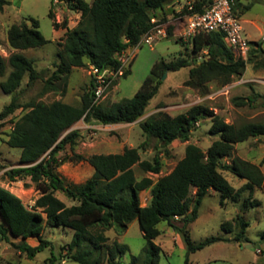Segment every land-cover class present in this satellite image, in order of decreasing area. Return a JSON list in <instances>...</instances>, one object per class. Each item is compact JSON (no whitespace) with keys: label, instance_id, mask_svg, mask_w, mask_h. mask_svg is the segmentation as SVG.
Here are the masks:
<instances>
[{"label":"trees","instance_id":"1","mask_svg":"<svg viewBox=\"0 0 264 264\" xmlns=\"http://www.w3.org/2000/svg\"><path fill=\"white\" fill-rule=\"evenodd\" d=\"M173 1L69 0L70 9L80 13L78 27L74 31L66 30L65 37L58 42L56 69L45 79L42 93L56 89L53 81L66 79L74 67L118 69L121 52L139 43L153 25V16L166 19V13L162 11ZM190 1L193 9L189 11L184 6L182 13H201L213 0ZM233 1V11L238 16L235 7L239 0ZM8 3V0H0V11ZM49 16L52 17L51 11ZM28 20L31 24L21 20L10 24L7 29V42L13 51L6 58L0 54V77H4L0 80V88L4 92H17L25 74L28 75L27 85L40 77V71L32 61L19 51L43 46L47 41L37 28L38 21L33 17ZM57 26L58 23L54 21L53 27L56 29ZM173 29L174 25L170 23L167 36L174 33ZM189 40L192 52L206 50L202 59L178 57L166 61L159 58L130 98L95 103L92 80L90 89L82 93L76 105L60 99L21 103L17 93L12 96L10 102L0 110V125L17 108L24 111L10 119L12 125L6 143L20 148L19 161L26 165L12 167L5 173L11 180L28 177L39 195L29 207L18 195L0 186V241L9 243L30 259L49 247L50 256L43 264H57L58 257L52 250V242L43 238L41 233L45 226H62L73 231L70 241L63 245L66 256L72 260L79 264H120L127 245L117 239L110 240L103 231L113 228L117 234H122L128 223L136 220L147 244L138 255L131 256L130 264H157L161 246L154 239L163 232L158 227L160 222L185 235L188 225L198 217L203 197L210 190L219 191L223 199L237 202L244 191L251 196L256 188L263 185L264 175L260 164L232 154L236 143L264 135V123L227 122L203 103L191 105L175 115L159 110L138 122L145 138H156L162 147H167L176 139L189 141L202 119H209V132L217 136L206 149L188 142L184 155L172 170L156 179L135 175V165L144 173L158 174L162 168V161L156 154L152 160L141 159L139 147L125 146L122 152L93 153L88 157L73 152L81 136L80 131H66L74 123L80 119L88 124L131 123L138 120L148 112V106L157 94L166 71L188 67V77L183 85L205 94L208 83L214 82L222 87L241 76L247 64H251L254 70L264 66L262 40L249 41L245 58L235 55L219 31H200ZM130 64L131 61L120 77L130 72ZM258 98L263 99L264 105V95L257 92L246 99L235 97L233 103L240 106ZM228 157L230 161L223 162ZM81 160H86L93 168L92 175L85 181L69 182L59 175L57 168L62 163ZM222 170L246 182L235 188ZM143 190H149V199L144 205L140 200ZM57 191L74 203L67 205L56 195ZM259 204L257 199L249 201L245 198L240 212L231 220L221 223L223 231L233 233L232 238L211 236L195 245L186 238L188 251L193 252L219 240L239 244L249 241L246 236L249 222L245 220L243 212ZM179 219L181 225L176 223ZM34 236L38 238V243L31 245L26 239ZM17 237L20 238L19 242L11 240Z\"/></svg>","mask_w":264,"mask_h":264},{"label":"rangeland","instance_id":"2","mask_svg":"<svg viewBox=\"0 0 264 264\" xmlns=\"http://www.w3.org/2000/svg\"><path fill=\"white\" fill-rule=\"evenodd\" d=\"M8 1L9 3L0 11V54L6 58L13 51L9 47L6 37L10 24L21 20H26L28 24H31V21L28 20L29 17L38 21L37 28L47 41L43 46L19 50L40 71V77L31 85H27L28 75L25 74L17 92H4L0 88V110L10 102L15 93L21 103L37 99L50 102L58 96L65 95H69L73 102L76 99L80 100L82 93L90 89L91 69L88 66L72 68L66 79L60 78L53 81L56 89L42 93L45 79L50 77L56 69L58 42L63 40L66 30L74 31L78 27L80 13L70 9L69 0H59L57 3H54V0ZM251 3L250 7L241 14V18L251 19L254 23L240 19L243 27L242 34L246 38L261 41V37L264 35V0H251ZM49 11H51L52 17L49 16ZM54 21L58 23L56 29L53 27ZM184 23L183 18L173 20V32L177 31L178 33L177 25L181 30ZM177 33L158 39L151 47L141 45L135 50L132 47L129 48L130 56L127 66L131 61L130 72L126 76L119 77L100 101L111 102L132 97L144 78L150 73L153 63L159 58L166 61L178 57L202 59L206 50L192 52L190 40L180 39V35ZM262 44L264 46V40H262ZM235 55L239 56L238 53ZM187 77L188 67L167 71L166 76L161 79L159 90L152 98L147 111L156 109L154 112L160 110L175 115L191 105L203 103L227 122L241 124L246 121H256L264 123L263 99L258 98L240 106L233 103L235 97L246 99L255 92L264 95V66L254 70L251 64H247L243 74L228 83L230 88L227 91H223L214 82H210L207 85V92L201 94L197 90L183 85V81ZM2 78L4 77H0V80ZM116 84L117 88L114 90ZM22 112L24 111L21 108H17L7 117L6 122L0 125V186L18 195L23 203L30 207L39 195L34 184L28 177L11 180L5 173L12 167L26 165L19 161L20 148L9 146L6 143L7 133L12 125L10 121L20 116ZM146 116L143 115L138 120L124 126L112 128L88 127V123L80 119L70 127L78 129L81 135L73 152L88 157L93 153L122 152L125 146L139 147L141 159L152 160L156 154L162 161V168L158 174L144 173L135 165V175L137 177L147 175L156 179L172 170L176 162L184 155V148L188 142H194L202 149H206L217 138L216 135L209 132V119H202L192 132L189 141L176 139L167 147H162L156 138H145L139 127L138 122ZM67 152L71 154L69 148H67ZM232 156L253 160L261 164L264 170V135L250 137L247 141L236 144ZM230 159V157L224 158L223 162L226 163ZM57 171L66 181L81 183L92 175L93 168L86 160L65 161L57 168ZM222 172L233 187L240 186V178L229 171L222 170ZM56 195L67 205L74 203L59 191L56 192ZM148 197L149 190L141 191L142 204L147 201ZM245 198H248L249 201L257 199L260 202L258 206L249 207L243 212L245 220L249 222L246 230L248 242L238 244L219 240L193 252L188 251L186 238L193 245L211 236L231 238L233 233L223 231L221 223L231 220L239 213ZM176 223L181 225V220L179 219ZM158 227L163 229V232L154 239L155 243L161 245L157 264H264V239L262 238L264 231V183L260 188H256L251 196H248V192L244 191L237 202L228 198L223 199L219 191L210 190L203 197L198 217L188 225V232L185 235L167 227L164 222H160ZM72 233V229L62 226H45L42 230V237L52 242V250L58 257L57 264H79L71 258H67L66 250L63 249V245L70 241ZM103 233L110 240L117 239L127 245L128 249L120 258V264H130L131 256L138 255L147 244L136 220L129 222L127 229L122 234H117L113 228L105 229ZM174 234L178 235L179 241L173 240ZM11 240L19 242L20 238H11ZM26 241L31 245H36L38 238L28 237ZM257 249H260L261 252H257ZM50 252L51 249L47 247L30 259L20 254L9 243L0 241V264H43V261L50 256Z\"/></svg>","mask_w":264,"mask_h":264},{"label":"built area","instance_id":"3","mask_svg":"<svg viewBox=\"0 0 264 264\" xmlns=\"http://www.w3.org/2000/svg\"><path fill=\"white\" fill-rule=\"evenodd\" d=\"M58 1L54 0L53 2L57 3ZM233 5V0H213L201 13L188 14L180 11L175 17L166 19L153 16L151 18L153 25L134 47L141 45L153 46L158 39L167 36V27L173 20L183 18L185 21L184 26L177 33L181 38L191 39L194 34L200 31H219L223 33L225 43L240 57L245 58L249 40L242 34L243 27L240 18L233 11ZM185 6L189 11L192 10V1L187 0ZM261 40H264V35H262ZM127 52V50L122 51L118 56L121 62L118 69L90 67L93 82V102H100L115 81L122 75L130 56V53ZM229 88L228 84L221 87L223 91H227ZM257 252H260V249H257Z\"/></svg>","mask_w":264,"mask_h":264},{"label":"crops","instance_id":"4","mask_svg":"<svg viewBox=\"0 0 264 264\" xmlns=\"http://www.w3.org/2000/svg\"><path fill=\"white\" fill-rule=\"evenodd\" d=\"M187 0H174L173 2H171L170 4H168V5H166L165 7H164V9H163V11H162V13L163 12H165L166 13V17L167 18H173V17H175V15H178L179 14V12L180 11H182V9L184 8V6H185V2H186ZM252 3H251V0H239V2H238V4L236 5V7H235V10H236V13L238 14V16H239V18L240 19H242L241 18V14L248 8V7H250V5H251ZM242 20H247V21H250L251 23H254L251 19H242ZM179 27H178V25H177V29L176 30H178L179 31V29H178ZM177 33V31H174V34H176ZM249 41H255V39H253V38H247ZM132 49H134L135 50V47H132ZM129 50V48L127 49V51ZM116 88H117V84H116V86H115V88H114V90H116ZM46 95V94H45ZM55 99H60V100H62L63 102H66V103H69V104H78L79 102H78V100L79 99H76V101H74L73 102V100L71 99V97H69V95H65V96H58V97H56ZM54 99V100H55ZM80 101V100H79ZM156 110V109H155ZM154 109H152V110H149L145 115H149V114H151L152 112H154L155 111ZM126 124H129V123H112V124H101V123H97V122H94V123H89V124H87V126L88 127H94V126H99L100 128H112V127H121V126H124V125H126ZM245 141H247V140H245ZM242 142H244V141H242ZM238 143H240V142H238ZM238 143H236V144H238ZM236 144H235V147H236ZM243 159H246V158H243ZM246 160H248V159H246ZM249 161H251V162H253V163H255V164H259V163H256L255 161H253V160H249ZM227 162H229V161H227ZM260 168H261V170H262V172H263V175H264V170H263V168H262V165L260 164ZM239 178V177H238ZM240 186L241 185H243L245 182H246V180L245 179H243V178H240ZM245 181V182H244ZM240 186H238V187H240ZM144 191V190H143ZM140 196H141V192H140ZM148 199H149V197H148ZM148 199H147V201H148ZM147 201H145L142 205H144V204H146L147 203ZM240 212V211H239ZM244 214V213H243ZM173 240L175 241V242H177V241H179V237H178V235H176V234H174L173 235ZM232 238V237H231ZM263 239H264V236L262 237ZM228 242V241H227ZM229 242H233V241H229ZM248 242V241H247ZM237 243V242H236ZM242 243H246V242H242ZM239 244V243H238ZM161 246V245H160ZM261 252V251H260Z\"/></svg>","mask_w":264,"mask_h":264},{"label":"water","instance_id":"5","mask_svg":"<svg viewBox=\"0 0 264 264\" xmlns=\"http://www.w3.org/2000/svg\"><path fill=\"white\" fill-rule=\"evenodd\" d=\"M166 73H167V71L163 74L162 79L166 76ZM69 130H72V128H69L66 132H68ZM249 246H251V245H249ZM67 258L70 259L71 257L67 256Z\"/></svg>","mask_w":264,"mask_h":264}]
</instances>
